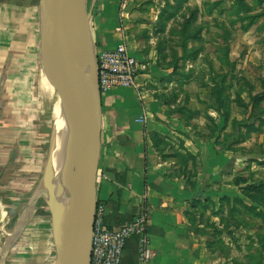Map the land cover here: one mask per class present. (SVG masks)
<instances>
[{"label": "rangeland", "instance_id": "1", "mask_svg": "<svg viewBox=\"0 0 264 264\" xmlns=\"http://www.w3.org/2000/svg\"><path fill=\"white\" fill-rule=\"evenodd\" d=\"M96 1L87 0L90 15ZM133 1L143 12L137 14L140 26L129 42H144L140 48L144 53L156 50V66L171 71L155 78L164 91L160 99L192 122L196 132L202 128L204 136L215 137L220 150L239 156V167L225 173L229 187L224 195H210L202 215L208 216L210 224L219 218L222 228H214V239L219 246L230 250L233 246L235 260L263 264L264 98H252L264 94V0ZM45 11L42 0H0V66L12 60L18 69L12 79L17 88L8 115L19 127L24 152V167L17 166L21 172L11 173L0 185V264H56L55 243L61 247L62 225L53 206L65 220L70 218V203L57 205L37 194L49 153L55 157L56 99L43 104L38 95ZM117 33L122 35L119 28ZM118 43L128 46L122 37ZM92 45L96 53L93 35ZM226 164L231 167L232 159H226ZM198 168L195 158L193 179ZM53 173L62 182L57 166ZM30 207L29 222L16 233L20 216ZM49 208L55 216V236ZM228 253L233 257V252Z\"/></svg>", "mask_w": 264, "mask_h": 264}, {"label": "crops", "instance_id": "2", "mask_svg": "<svg viewBox=\"0 0 264 264\" xmlns=\"http://www.w3.org/2000/svg\"><path fill=\"white\" fill-rule=\"evenodd\" d=\"M94 8L89 23L96 53L114 49L122 37L142 66L136 88L114 89L101 96L97 206L105 209L104 225L120 228L146 211L147 235L155 252L148 264H240L233 246L231 250L219 246L214 239V228H222L219 218L210 224L202 215L210 195H224L229 187L225 173L239 167V156L220 150L215 137L204 136L202 128L196 132L192 122L160 99L164 91L155 78L171 71L156 66V50L140 53L144 42H129L140 26L137 14L143 12L134 1L97 0ZM6 62L0 66V185L11 173L21 172L17 166L24 167L19 127L8 115L18 69L12 60ZM195 158L199 168L193 179ZM226 159H232L231 167ZM121 264H140L137 236L127 241Z\"/></svg>", "mask_w": 264, "mask_h": 264}, {"label": "bare ground", "instance_id": "3", "mask_svg": "<svg viewBox=\"0 0 264 264\" xmlns=\"http://www.w3.org/2000/svg\"><path fill=\"white\" fill-rule=\"evenodd\" d=\"M42 1L46 10V18L43 21L41 56L37 71L38 95L43 104L45 102L50 103L53 99H56V122L53 130L55 157L52 159L53 157L52 155L50 157L49 153L44 177L40 187H38L40 190H37V194H42L47 201L57 205L71 204L69 208L70 218L67 220L59 215L56 206L51 205L56 209L62 225L59 228L61 246H63L70 243L74 235L75 205L79 192L75 182L79 179L80 174L88 168L89 156L88 147L81 141L80 134L76 132L70 120L71 112L68 107V98L70 96L68 56L72 48L71 40L73 38L71 12L62 0ZM85 2L88 5L87 0ZM79 123L82 130L88 132L89 129L84 116H81ZM58 133L59 136L57 138ZM55 166L59 168L62 182L53 173ZM72 167H74V172L71 170ZM63 185L71 193L70 197L66 195ZM32 211L33 208L30 207L20 216L16 226V233L21 232V229L29 222Z\"/></svg>", "mask_w": 264, "mask_h": 264}, {"label": "water", "instance_id": "4", "mask_svg": "<svg viewBox=\"0 0 264 264\" xmlns=\"http://www.w3.org/2000/svg\"><path fill=\"white\" fill-rule=\"evenodd\" d=\"M62 1L71 12L73 30L72 48L68 56L70 120L76 132L80 134L81 141L88 147L89 166L80 174L78 180L74 235L70 243L61 247L55 243L56 264H90L101 151V94L97 77L96 53L90 36L91 15L87 4L85 0ZM81 116H84L87 121L88 132L83 131L80 126ZM69 194L71 196V193ZM50 214L53 236H55V216L51 210Z\"/></svg>", "mask_w": 264, "mask_h": 264}, {"label": "built area", "instance_id": "5", "mask_svg": "<svg viewBox=\"0 0 264 264\" xmlns=\"http://www.w3.org/2000/svg\"><path fill=\"white\" fill-rule=\"evenodd\" d=\"M98 85L101 96L114 89L137 87L141 65L125 43L96 54ZM105 209L97 206L91 237L90 264H121L129 238H139V262L148 264L155 252L147 235L148 214L140 212L132 222L120 228H108L103 223Z\"/></svg>", "mask_w": 264, "mask_h": 264}, {"label": "trees", "instance_id": "6", "mask_svg": "<svg viewBox=\"0 0 264 264\" xmlns=\"http://www.w3.org/2000/svg\"><path fill=\"white\" fill-rule=\"evenodd\" d=\"M262 98H264V94H263V96H259V97H256V98H252V100H253V101H256V100H258V99H262ZM216 101H218V100L216 99ZM239 130H240V128H238V126H237V127H236V134L239 133Z\"/></svg>", "mask_w": 264, "mask_h": 264}]
</instances>
